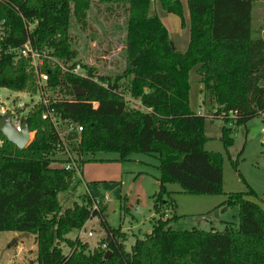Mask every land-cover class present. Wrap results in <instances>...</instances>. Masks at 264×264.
I'll list each match as a JSON object with an SVG mask.
<instances>
[{
    "label": "trees",
    "instance_id": "obj_1",
    "mask_svg": "<svg viewBox=\"0 0 264 264\" xmlns=\"http://www.w3.org/2000/svg\"><path fill=\"white\" fill-rule=\"evenodd\" d=\"M158 1L182 20L180 0ZM96 2L125 13L119 74H101L81 63L72 47V23L85 27L94 0H0V21L7 32L2 47H19L29 38L39 49L53 48L52 56L68 68L45 60L42 69L49 77L40 92L25 59L0 54V87L41 96L25 114L34 131L25 148L18 149L0 133V232L34 235L36 264H264V209L258 203L263 200L250 188L226 193L220 204L237 208L236 228L230 222L223 230H174L167 225L177 215L166 184L189 194L225 193L223 156L204 149L208 116L189 105V71L198 65L201 101L216 108L211 119L224 123L219 139L226 153L233 131L264 112V35L253 36V0H186L190 37L184 52L151 12L152 0ZM76 65L84 76L70 71ZM75 88L84 94L76 96ZM126 94L140 106H130ZM48 110L63 124L82 128L76 139L66 140L79 168L95 161L99 152L115 154L102 161L122 162L133 154L154 157L158 190L150 198L155 213L170 206L168 221L152 219L150 231L126 249L125 233L107 223L102 208H92L91 197L82 196L83 204L63 209L59 195L82 181L76 170L64 168L70 159L55 157L64 152L57 148L62 142L58 129L42 118ZM230 162L237 168V158ZM93 216H98L104 236L89 252L86 243L67 234L82 229ZM61 243L68 246L67 253ZM106 251L111 254L103 260Z\"/></svg>",
    "mask_w": 264,
    "mask_h": 264
},
{
    "label": "rangeland",
    "instance_id": "obj_2",
    "mask_svg": "<svg viewBox=\"0 0 264 264\" xmlns=\"http://www.w3.org/2000/svg\"><path fill=\"white\" fill-rule=\"evenodd\" d=\"M94 1V7L87 13L85 27H82L75 21L72 23L70 29L72 47L76 50L77 60L81 63L95 67L101 74H119L124 65V51L122 47L124 37L123 22L125 19L124 10L116 6L108 9L104 5L98 4L96 0ZM180 1L183 7L182 20L179 16L167 13L163 10L158 0H152L151 12L156 13L164 23L176 49L180 52H184L190 37V18L186 0ZM252 28L254 37L264 35V0H253ZM197 67L198 65L194 66L189 71V104L193 110L202 107L204 114L210 116L216 108L202 104V85L200 83V76L196 71ZM80 71L84 72L81 67ZM125 98L130 106H140L139 103L131 99L128 94H126ZM40 99L41 96L39 92L36 94L29 91L28 93H23L0 87V104H4L8 108H13L18 102H22L25 104V111H27L28 107L38 103ZM207 109H210L209 113ZM206 123V135H208L207 137L209 138L210 144H215L217 140H220L216 134L217 129H220L224 123L220 119L212 121L207 120ZM227 126L231 127L232 125L228 124ZM57 128L61 135L67 130L66 124L62 122L58 123ZM263 128L264 112L233 131V144L229 148L228 153L222 151L221 147L218 148L219 151L223 152L222 156L224 157V187L231 192L246 191L250 188L255 192L258 198L264 195ZM33 137L34 135L31 134L30 140H32ZM55 155L56 158H61L60 152H56ZM114 156L115 154L113 153L99 152L93 156L95 161L89 162L87 166H89L88 168H92L102 165V169L98 168L96 170L95 168L90 171L95 170L93 173H95L96 178L113 179V174L117 173V171L111 170L113 167H109V165L106 164L115 161H102L99 159ZM62 157L69 159L66 155ZM84 157L89 158L91 156L85 155ZM131 158L145 160L146 164L139 163L135 165L133 160L125 161L123 163L125 173H122L120 178L123 179L119 183L109 180L99 182L89 181L85 173L83 182L80 176L81 171L79 174V169L82 167L79 168V166L74 163L73 169L76 170V174L82 181V184L75 189L59 195V200L63 209L72 206L74 202L83 204L82 196L87 195L91 197L89 192L95 197H91L92 208L94 206V200L101 199L97 210L102 208L107 223L110 226L120 227L121 231L125 233L126 239L124 241V246L126 249L130 248V245L137 237H143L145 233L150 231L152 219L159 218L163 221H168L172 216L170 206L161 208L158 213H155L153 210L152 200L149 196L150 194H148L150 191V184H152L151 177H141V179L134 180L131 173V171H147L151 174H156L158 173V161L154 157L143 154H133ZM236 158L237 168H234L230 159L235 160ZM54 165L58 166L60 164L55 163ZM238 179L241 180V186H237L240 188L235 186ZM173 187L179 188L176 184H174ZM104 192L108 193L110 198L108 204L104 202ZM226 193L222 195H197L184 192H173L172 197L171 195L169 196L173 198L176 203L174 212L177 217L167 225L170 224L171 228L174 230H191L192 228L210 230L212 227L210 225H213L218 230H223L225 228L224 222L226 221L230 222L232 227L236 228L238 226L237 208H220L218 205L219 201H213L216 200L215 198L225 199ZM258 203L264 209V202L258 200ZM88 232L92 233L91 237L87 236ZM103 232L99 224L98 216H93L86 222L85 229L70 232L67 234V237L71 239L78 238L80 242L86 243V251L90 252L95 246L98 247L100 245L101 238L104 236ZM33 240L34 237L32 234L1 231L0 264L34 263L35 255L31 249L32 243H34ZM11 242L13 243L10 245ZM23 246L24 248H22ZM61 248L65 253L69 250L65 243H61Z\"/></svg>",
    "mask_w": 264,
    "mask_h": 264
},
{
    "label": "built area",
    "instance_id": "obj_3",
    "mask_svg": "<svg viewBox=\"0 0 264 264\" xmlns=\"http://www.w3.org/2000/svg\"><path fill=\"white\" fill-rule=\"evenodd\" d=\"M6 33L7 32H6V27L4 26V21H0V54L2 51H5L8 53H14L15 54V60L18 58L25 59L28 63V70H30V72H32L34 77H35L36 86L38 88V91L42 92L44 90V88L47 84V81H48V77H49L48 74L46 72H44L42 69V66L44 65L45 60L56 64L58 67H60L61 70L68 71V68L64 65L63 61L58 60L57 58L52 56L53 48L44 47L42 49H39V48L35 47L34 45H32L29 38H27L26 41L19 47L3 48L1 42L6 38ZM70 71L73 74L78 75V76H84V74H85L84 72L80 71V65H76ZM19 92L28 93V91H26V90L19 91ZM44 103H47V101L44 100ZM32 107L33 106L28 107V110ZM25 110H26L25 104L22 102H18L17 105L14 106L13 108H8L4 104H0V118L8 115L10 118L11 124L14 126V128L17 131H19L22 121L25 120V114L28 112V110L27 111H25ZM199 114H201V113H199ZM208 117L211 118V115ZM42 118L43 119H49L56 128H57L58 123L61 122L55 118V116L52 114L51 110L46 111L42 115ZM66 126H67V130L65 131V133L63 135H61L59 132V135H60L62 142L57 145V148L59 149L60 147H62L63 152L70 159V162H67L64 165V168L65 169H73L75 162L73 161L71 154H70L69 150L67 149V144H66L67 135L69 134L70 131H75L79 136V132L82 130V128L80 126H78V127H76V129H73L71 126H68V125H66ZM31 134L34 135V131H30V137H31ZM103 196H104V202H106L108 200V193L104 192ZM100 200L101 199L94 200L93 209L98 208V204H99ZM87 236H89V237L92 236V233L88 232ZM105 246H106L105 244L102 245L103 248Z\"/></svg>",
    "mask_w": 264,
    "mask_h": 264
},
{
    "label": "crops",
    "instance_id": "obj_4",
    "mask_svg": "<svg viewBox=\"0 0 264 264\" xmlns=\"http://www.w3.org/2000/svg\"><path fill=\"white\" fill-rule=\"evenodd\" d=\"M190 105V104H189ZM191 108V107H190ZM191 110H193L192 108H191ZM209 110L210 109H207V112L209 113ZM194 112H196V113H201V114H204V110H203V108L202 107H200L199 109H195V110H193ZM203 111V112H202ZM205 115V114H204ZM207 120L208 121H212V120H215V119H211L210 117H208V118H206V122H207ZM205 122V127H204V132H205V135H206V123ZM217 129V128H216ZM263 130H264V128H263ZM220 131H221V127H220V129H217V132H216V134H217V136L219 137L220 136ZM206 136H208V135H206ZM208 138V137H207ZM263 140V139H262ZM263 142V144H264V141H262ZM219 147H221L222 148V151H225L224 150V147H223V143L220 141V140H217L216 142H215V144H213V143H211L210 144V142H209V138H208V140L204 143V149L206 150V151H209V152H219V153H221L222 155H223V152L222 151H219L218 150V148ZM59 152L61 153V157L65 154V153H62V151H60L59 150ZM150 157H152V156H150ZM60 158V157H59ZM224 158V157H223ZM154 159V158H153ZM134 161V164L135 165H137V164H139V163H144V164H146V162H145V160H141V159H135V158H130L129 159V161ZM127 161V160H126ZM89 162H92V161H88V162H85L84 164H83V166H82V168H81V174H80V176H81V179H82V181L84 182V178H83V176H84V173L87 175V178H88V180L89 181H93V182H99V181H107V180H109V181H116V182H121V180L123 179V178H120L121 177V175H122V173H125V170H124V167H123V163L125 162V161H122V162H120V161H115V162H113V163H110V164H106V165H109V167H113L111 170H114V171H117V173H114L113 175H114V178L113 179H106V178H96V176H95V173H93V172H95V170L94 171H90V170H92V169H95L96 168V170L98 169V168H101L102 169V165H99V167H97V166H94V167H92V168H88L89 166H87V164L89 163ZM94 165H96V164H94ZM103 166H105V165H103ZM224 164H223V181H222V187H223V190H224V192L226 193V192H231L230 190H228V189H226V187H224V185H225V182H224ZM123 171V172H122ZM131 173H132V175H133V179L134 180H138V179H141V177H151L150 179H151V181H152V184H150V191H149V193L148 194H150L149 196H151V195H153L154 193H156V191L158 190V181H157V176H158V173H154V174H151V173H149V172H147V171H139V172H135V171H131ZM240 175V174H239ZM119 178V179H118ZM86 181V180H85ZM240 181L241 180H239L238 179V181H237V183L235 184V186L237 187V186H241V184H240ZM174 186V184H166V189H167V191H169L170 192V195H171V197H172V193L173 192H178V193H180V192H182V190H181V188L179 187V188H177V187H173ZM237 188H240V187H237ZM245 190V189H244ZM243 191V190H242ZM236 192H239V191H236ZM89 194L91 195V197L92 198H95V197H93V195L89 192ZM104 197V196H103ZM202 199H206V198H202ZM216 200H213L214 202H217V201H219V203H218V205H219V207L220 208H224L225 206H221L220 204L226 199H223V198H220V199H218V198H215ZM260 199H262L263 200V202H264V195H262V197L260 198ZM109 201H110V198H109V196H108V200L106 201V204H108L109 203ZM201 201H204V200H201ZM203 219H204V217H203ZM222 221V220H221ZM226 222V221H225ZM224 222V223H225ZM86 224V223H85ZM170 225V224H169ZM210 226H212L211 227V229L213 228V229H216V227H214L213 225H210ZM83 229H85V225H84V227L81 229V230H83ZM149 232V231H148ZM103 234H104V232H103ZM33 237H34V235H32ZM91 237V236H90ZM33 242L34 243H32V251H33V254L35 255V260H34V263H32V264H36V252H37V247H36V243H35V237H34V240H33ZM21 247V246H20ZM22 248H24V246L22 247ZM19 255V254H18ZM32 261V260H31Z\"/></svg>",
    "mask_w": 264,
    "mask_h": 264
},
{
    "label": "water",
    "instance_id": "obj_5",
    "mask_svg": "<svg viewBox=\"0 0 264 264\" xmlns=\"http://www.w3.org/2000/svg\"><path fill=\"white\" fill-rule=\"evenodd\" d=\"M74 94L76 96L84 94L83 91H79V88L74 89ZM0 133L5 137V139L12 144H14L18 149L25 148L30 140V128L26 120H23L20 126V130L17 131L14 126L10 122V118L8 115L0 118ZM78 137V134L75 131H70L67 135V140H73ZM13 242L10 243V245ZM110 251H106L103 260L107 259L108 255H110Z\"/></svg>",
    "mask_w": 264,
    "mask_h": 264
}]
</instances>
